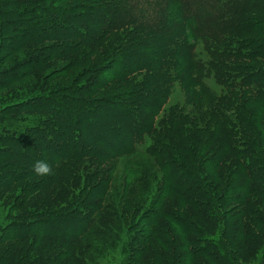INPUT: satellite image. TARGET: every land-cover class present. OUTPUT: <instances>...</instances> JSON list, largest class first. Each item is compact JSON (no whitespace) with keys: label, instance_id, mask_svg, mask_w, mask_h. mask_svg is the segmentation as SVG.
<instances>
[{"label":"trees","instance_id":"trees-1","mask_svg":"<svg viewBox=\"0 0 264 264\" xmlns=\"http://www.w3.org/2000/svg\"><path fill=\"white\" fill-rule=\"evenodd\" d=\"M201 46L207 64L221 68L219 95L204 81L210 72L196 57ZM17 54L23 58L7 66ZM31 77L37 83L14 90L15 97L6 92ZM119 84L128 89L102 96ZM175 84L186 105L203 110L206 125L197 129L186 106L164 111ZM263 116L264 0H0V200L20 211L0 231V264L73 259V244L92 218L84 205L101 209L117 170L116 162L94 177L96 185L81 190L76 164L129 159L146 136H156L146 154L165 180L153 184V171L148 177L147 187L156 191L139 223L150 231L160 214L174 222L168 236L173 232L176 243L164 249L161 261L168 264L173 256L174 264H194L197 257L241 264L243 249L233 235L254 242L264 235L254 234L244 213L237 227L227 217L221 236L208 239L209 206L214 210L217 201L196 172L198 164L206 170L233 155L234 175L243 183L239 192L253 193L264 206ZM15 121L20 131L11 134L8 124ZM207 131L211 137L201 143L216 162L196 149L200 141L193 135ZM102 133L109 137L105 142L97 139ZM231 143L237 150L229 151ZM37 161L49 164L50 174H36ZM238 198L248 209L246 197ZM176 205L186 206L185 219L169 212ZM189 205L192 212H186ZM249 210L253 220L256 214L262 219L255 226L264 227V215ZM262 258L260 264L264 253Z\"/></svg>","mask_w":264,"mask_h":264},{"label":"rangeland","instance_id":"rangeland-1","mask_svg":"<svg viewBox=\"0 0 264 264\" xmlns=\"http://www.w3.org/2000/svg\"><path fill=\"white\" fill-rule=\"evenodd\" d=\"M196 55L198 60H200L202 64H205V66L209 68L210 75L204 79L206 85L209 86L212 92L219 95L222 91V87H220V84L218 82L221 68H214L207 64L209 58L202 46L197 49ZM22 58L23 54H17L16 56L12 57V60L8 63L7 66L14 62L16 63ZM217 70H219V72ZM47 71H45L44 74H47ZM32 78L33 77L28 78L27 80L10 87L6 92H11V96L15 97L17 94L13 93L14 90H18V88L22 89L24 87H29L37 83L36 81L31 80ZM38 80L43 79L41 76H39ZM127 89L128 87L119 84L114 86L113 89L109 91H103L101 94L102 96L119 94L124 93ZM185 106L186 110L191 113L192 119L194 120V125L197 127V129L207 124V119H205L201 114V111L203 110H195L191 106L186 105V96L184 94V91L179 84H175L164 111H167L168 109L174 107L182 108ZM162 117L163 114H160L156 121H160ZM8 125L12 128V130H10L11 134H13V132L16 130L20 131V121H15L12 124ZM0 126V128H3L4 124ZM259 126L262 130H264V116L261 121H259ZM211 133L212 131H207L206 133L195 132V134L193 135V138L195 137L197 138L198 142L200 141L198 146H196L197 151L202 153L203 156H206L208 160H212V158L215 157V154H212L211 151L207 149V147H204V143L202 144L201 140H209L211 137ZM181 136L186 137L187 134L184 133L181 134ZM179 138L180 137H177L176 139ZM97 139L99 141L101 140L105 142L106 139H109V137L106 138V135L102 133L101 137L99 136ZM155 139L156 136H152L150 138L146 136L144 138L143 144L137 146L136 153L131 155V158L126 160L112 161L107 165H100L98 163L86 164L88 165L87 167H85L84 164H76L75 169H77V171L79 172L78 176L80 180L78 187L81 188L82 186L81 190L87 188L91 184L92 186L94 183L96 185L99 181V176H97L96 178L94 177L97 174H106V171L113 168L116 162L117 170L114 172L113 178L110 181V188L106 194V197L100 203L101 209L92 210L89 205H84V213L86 215L88 214L92 218L90 217L91 220L88 222L87 226L83 228L84 231L86 229L85 234H83L81 238H79L73 244L74 258L72 257L73 259L65 261L64 264H151L152 262V264L165 263V260L161 261V255H163V252L165 251L164 249L168 250L170 244L174 245L176 243H173L172 240L175 236L173 232H171V234L168 236V231H170V229H172L174 225L173 220H171L173 222L172 223L171 221H169V218H164V214H160L158 222L156 223V225L150 228V231L149 229L140 225V223L145 222L146 217H144V214L149 208L150 202L153 199L154 193L156 191V186L151 185L150 188L147 187L146 183L147 181H149L148 177L154 172L153 184L154 182L160 183V181L162 182L163 180H165L162 173H160V170L158 169L157 162L153 159L148 158L146 154L147 149L153 145ZM228 149H230L229 151L231 152V149L235 150L236 147H234V145L231 143ZM243 150L244 147H239L238 152L244 153ZM223 157V160L213 166L207 163L210 168L207 167L206 170H201V165L198 164V170L196 172L198 176H200V178L204 180L206 186H208L210 195L217 201L214 210L212 209L211 205L209 206L213 217H210L212 218V222L208 225L207 234L210 235H208L207 238L213 239L215 237L221 236L222 228L224 227L227 217H232V222L234 223L233 227H237L238 217L242 215L244 218V213V220H247L248 226H250L251 221L253 227L256 228L253 229L256 232L254 234L256 236H260V232L264 235V227L255 226V223L261 218L258 216V214H256L253 220L252 212L251 210H249V207L250 209L257 208L259 210L258 213L260 215H264V206L261 205L258 197H256V195H253V193L245 192V194L239 192V189H241L243 183H239L234 175L237 173V161L235 160V157L233 155H225ZM212 161L216 162L215 159H213ZM245 161H248L246 157ZM131 168H135L136 170V174L133 176V178L131 174L128 175V172L131 170ZM84 174L88 175V178H90H86V175ZM237 182L239 184H236ZM127 184H133V187H131L129 191L127 188ZM17 192H20V189H17ZM83 195L85 196L82 197L81 195L78 198L79 201L81 199L82 202L85 200L86 194L84 193ZM240 195L246 197L247 203L245 206H247L246 208L248 209H244L239 205L240 199L238 198V196ZM220 198L227 200V203H225L224 201H222L224 203H220L219 200H217ZM182 207L183 210L181 209V207H178V205H176L177 209L170 207L171 209H169V212L173 211L175 217L185 219V215L183 214L186 206ZM190 207L191 206L189 205L186 212H192L191 209L194 207H191V209ZM15 210L16 204L14 205L6 200H0V231L8 222V220L16 217L20 213V211L16 210V212ZM194 211L197 213L199 212V210H196V208L194 209ZM122 215L123 217L121 218ZM137 223L139 225H137ZM241 226L243 227V225ZM74 229L76 230V234H79V226H75ZM257 230L260 231H258L257 233ZM233 236L239 242V245H241L238 246L243 249L242 252H238L246 260H242L241 264H260L259 262H262L261 260L263 259L262 257L264 253L263 237V239H260L261 242H254L252 240L247 241V238L243 233L240 238H238L237 235ZM34 241V239H29L27 245H31V243L33 244ZM192 243L193 247L195 244L196 247L199 246L198 241ZM228 243L229 245L234 246L231 242ZM260 244L262 247H260ZM20 247L21 245L19 246V248ZM239 247L234 248L237 251ZM170 257L168 258L167 263L169 264L170 262H172L174 264V257ZM169 260L171 261L169 262ZM209 263L211 264V262ZM194 264H208V261L205 258L197 257L194 260Z\"/></svg>","mask_w":264,"mask_h":264},{"label":"clouds","instance_id":"clouds-1","mask_svg":"<svg viewBox=\"0 0 264 264\" xmlns=\"http://www.w3.org/2000/svg\"><path fill=\"white\" fill-rule=\"evenodd\" d=\"M33 168H34L35 173L38 175H46V174H50L51 172L50 165L44 161H37L33 165Z\"/></svg>","mask_w":264,"mask_h":264}]
</instances>
